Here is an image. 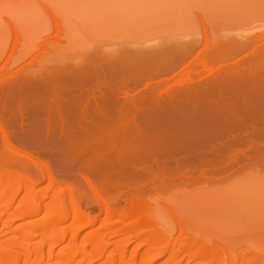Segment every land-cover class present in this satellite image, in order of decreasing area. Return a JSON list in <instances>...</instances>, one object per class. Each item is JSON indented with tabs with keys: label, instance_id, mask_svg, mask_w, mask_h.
Here are the masks:
<instances>
[{
	"label": "bare ground",
	"instance_id": "1",
	"mask_svg": "<svg viewBox=\"0 0 264 264\" xmlns=\"http://www.w3.org/2000/svg\"><path fill=\"white\" fill-rule=\"evenodd\" d=\"M251 32H247L248 34L246 33L244 36L240 34V38L229 37L223 39L224 37H220L223 40H217L218 38H216L217 41H214L208 39L203 31V33L201 32L195 38H188L187 40L183 38L181 41L179 39V41L172 39L170 43L163 46H159L160 44L158 43V46H151V44V47H145V49L143 46L141 50H139V46L137 48L135 46H129L130 48L127 46V48L125 46V49L123 47L119 49V47L113 50H92V55H88L83 61L73 65L74 67L72 68L78 75L75 77L76 79L74 78L75 82L73 79V83H70L72 81L71 77L66 79L68 83L66 81L65 85L74 84L71 87V89H75L74 92L72 91V94H70L71 89L64 86L65 81L62 80V84L61 80H58L62 77L61 75H58L60 77L56 78L57 80L53 78L59 86L54 80H51V83L55 82L54 85H56L57 89L61 86L65 87L64 89L61 87L60 91H56L57 93L55 91H53L54 94L51 92L53 95L51 94L49 105H45V107H49L48 109H50V106L54 104L53 109H51L52 112L46 108L47 115L46 112L43 113V118L39 115L42 113V110H39L35 106L34 108L29 106L32 112L34 109V114H31L32 117L27 119L28 122L26 121V124H42V127H46L45 131L47 130L48 135L52 133L58 136V138H56V135V137L52 136L51 140L64 138L62 139L64 142L67 139L73 141L71 143L67 141L64 146V142L62 143L60 139L59 141L62 143V145L60 143L61 148L57 151L54 148V152L48 150L51 153H41L44 149L39 150L42 155H46L45 153H47L46 156L49 154L51 158L54 156L57 164L59 163L58 166H65L62 169L68 167L67 172L71 174L78 172L82 176L83 184L81 183V185H84L86 190L89 189L90 192V196L86 194L85 198L90 199L89 201L92 204L96 202L95 204L99 207V211L93 219L89 218L88 213H86L88 211L84 212L82 207H80L79 199L76 197L78 194L74 193L72 184L68 185L69 183H62L63 181L56 180V172L54 171L55 168L53 169L54 166H51L52 164L48 165L46 164L47 162L44 163L43 160L41 161V159L33 157L34 154L31 153L34 152L26 153L24 149L22 151L16 146L20 142L19 140L23 138L27 139L30 133L32 137H29L32 139L39 132H29L32 130H29L28 127L27 129H23L26 128L22 126L23 120H26L23 119L24 116L22 119L19 118V120L21 119L19 121V132L16 126V128H9L7 130V119L12 118V113H8L6 116L3 114V111L2 113L0 111V135L3 145H5L2 148L4 149V153H1L2 150L0 151V156H4V158L0 157V194L4 193L0 196V208L2 207L5 211L3 212V209H1L0 215L2 212L5 215L7 214L6 218H4L5 220L2 219V223L6 224L7 222L6 225L10 227L9 224L14 220H18L24 215H31L30 211L27 212L28 209L26 211L24 209L28 206L24 205L32 203L35 196L37 197L40 194L39 198L43 193L47 194L49 190L55 188L53 191H56V193H53V200L58 201L55 203L58 206L53 205L49 207L50 205H48L47 207L46 205L48 209L46 208L47 210H45L44 208V212L48 210L49 212L46 213L47 215L44 214L43 218H45L39 222L36 219L37 225H33L35 222H31L35 227H41L40 225L43 224L40 222H45L49 226V231H46L47 234L44 231L46 228H44L43 233L41 230L38 231L35 228L41 234L40 236L46 234L48 235L47 237L52 238L56 230V237H53V239L55 238L56 242L64 241L63 239H66V234L69 233L67 232L68 229L65 230V227H61L63 229L58 228L57 230L56 226L53 227L51 223L54 219L56 220L54 222H60V220L63 222L67 219V214L72 212L70 219L73 223L78 224L77 226H73L77 229L72 227L73 230H76L72 231V233L70 232L73 236L71 239H75L74 236L79 233L81 228L93 225L98 221V218L100 220V216L102 215L103 220L99 229L97 232L95 231V236L92 233L91 236L93 237L90 239H95L97 242L98 239H102L103 237H118L120 242L117 240L118 243L116 241V244H118L117 249L120 253L117 252L120 254L118 257H121L123 249H126L125 246H127L130 240L134 239L135 242H138L135 249L137 250L139 246L143 247L145 244L149 246L153 243L154 245V242L158 238L157 236L152 238L150 235L155 223L151 222L150 219L144 218L146 215L144 208L149 206L147 198L152 196L154 190L156 192L157 189H160V191H157L162 192L161 189L164 187V190L169 191L168 186L173 188L176 184L178 187V182L180 181L177 182V180L179 178H181L182 182L181 184L179 183L180 185L184 181L191 183L200 177L205 178L204 171H207V174L211 176L215 173L222 174L235 166L238 168L243 165L247 167L251 163L249 160L264 165V31ZM174 38L176 39V37ZM185 71L187 74L184 75ZM161 74L164 75L160 76ZM165 75H167V78L163 79L164 81L162 79L157 80V77L159 79ZM70 76H72V73ZM5 79L9 81L11 77H6ZM5 79L4 81H7ZM9 82L15 83L17 81ZM84 83L89 84L88 87H85L89 88L88 90L90 91L92 90L90 93H84V89L82 88ZM77 85L82 88L83 93L80 92V88ZM91 86L95 89H92ZM55 87L51 89L54 90L56 89ZM67 88L71 96L68 94V100L58 102L59 100L62 101L63 97H67ZM77 88H79L78 91ZM141 88L146 90L142 91L143 89ZM140 89L141 92H138ZM60 92L63 96L60 95ZM50 101H53V103H50ZM17 111L20 110L17 109ZM48 112H50L49 115ZM17 114H13V117L16 119L23 113H20V116ZM2 115L8 118L6 119ZM40 117L42 119L46 118V124H43L44 120L40 119ZM15 118L12 120H15ZM21 127L24 131L27 130L25 132L26 134L28 133V136L26 134L22 135L24 131L20 133ZM10 129L11 131L14 130V132L11 133ZM45 131L39 133L40 136L42 135L41 138L44 135L47 136ZM78 137L108 139L114 141V145L108 146L106 144V146L103 144L101 146L103 147L102 149L91 151L87 148L85 150L86 147L82 148L80 145H77L78 143H75ZM46 138L49 139L48 136L44 139L47 140ZM70 138H75V140ZM15 141L18 142L16 143ZM72 143L80 147L75 148L74 146L72 148ZM28 145L32 147L31 144ZM5 149H7V153ZM35 150L37 151V149ZM18 155L21 157L18 158ZM37 156H39V153ZM25 157L26 160H24ZM21 160L23 162L26 161V163L21 162ZM27 160L33 163L30 162L28 166ZM242 161H245V164L244 162L241 163ZM254 165L257 166V164ZM58 166L56 167L58 168ZM32 168L40 176H33V174H37L34 173L35 171ZM62 172L64 171L62 170ZM199 174L200 176H197ZM38 177L39 180L37 182L39 184L43 181H48L46 183L47 188H44L43 192L41 191L43 188L41 190L33 188L37 183L35 180ZM174 181L177 183L174 184ZM15 186L17 187L15 188ZM18 193H21V196L19 195L20 201L19 203L16 201L14 203L17 195H15L16 197L13 196ZM62 193L64 195H61ZM135 199H138V201L134 202ZM27 201L30 202L26 203ZM120 202L124 204L121 206L120 204L122 203ZM21 204L24 211L21 213L16 211L15 213L16 206H18V209H22L19 207ZM33 211L35 212V210ZM65 214L66 216L64 217ZM27 223L29 224L30 222ZM46 224L43 227H47ZM21 225L19 226L21 229H16L17 231L18 229L21 230L19 232L15 231L16 233L13 232L12 234V231L10 232L9 230L12 236L8 235L6 239H15L16 241V238H25V236L30 238L31 235L34 236L38 233L33 231L32 226L26 227L28 230H23ZM51 226L55 230L53 229L52 231ZM72 228L69 230L71 231ZM49 232H52L50 236ZM38 235H35V237H38ZM87 239L89 241V236ZM183 241L182 244L185 243ZM84 242L87 243V241ZM91 242L90 244H92ZM14 243L17 247L20 245V243L18 245L16 242ZM97 243L99 244L100 242ZM165 244L164 242L163 246ZM169 244L172 245V243ZM185 244H189V242ZM74 245L78 246L77 243ZM99 245H97L96 250L94 248L96 245H94L90 248L91 252L86 253V250H82L85 253L79 252L78 254L75 253L78 247L73 246L74 249L70 252L71 249L69 248L72 247L69 244V247H66V249L68 248L67 251L63 252L64 250L62 251L61 249V252L59 251L58 254L60 253L61 256L70 258L71 260L74 258L76 261L74 264H88L102 256L103 250L107 249L108 243L103 245V248L101 246L100 248ZM80 246L83 247L84 244ZM20 248L22 249V247ZM92 249L95 252H92ZM181 249H177L178 252ZM155 250L148 249L146 252L148 255L145 254L146 250L144 251L143 255L145 254L148 264L152 259L151 256L159 252ZM4 251L3 248H0V264H13L17 262L18 257L16 254L18 251H16V254L13 251V255L16 257L12 263H10L11 261L7 257V259H4L5 256L2 257ZM148 251L152 254L148 253ZM24 252L26 253V250ZM212 253L214 254L211 249ZM213 254L210 257L216 260L218 255L215 256ZM252 254L246 258L247 261L244 259L243 261L250 264L251 260H255L256 263L259 261V264L264 261L262 257L261 261L259 257L256 260V256L253 254L254 257ZM207 255L209 254L207 253ZM14 256L12 257L14 258ZM112 262L107 264H113ZM143 262L142 264H144ZM246 262L241 261L242 264ZM252 263L255 262L252 261Z\"/></svg>",
	"mask_w": 264,
	"mask_h": 264
},
{
	"label": "rangeland",
	"instance_id": "2",
	"mask_svg": "<svg viewBox=\"0 0 264 264\" xmlns=\"http://www.w3.org/2000/svg\"><path fill=\"white\" fill-rule=\"evenodd\" d=\"M203 31L208 39L214 41L216 38H218L217 40H223L229 37L237 38L240 34L242 36L246 35L247 32L252 31L251 33H253L264 31V0H0V111L1 113L3 111V114L6 116L8 113H12V118L10 117L11 119H7L8 117L2 115V117H5L8 120V125L6 124L7 127H5L9 130V128L13 129L16 126L18 131L20 125L19 121L24 116L23 119L26 120H23V124L25 125L21 124L26 128L23 129H27L28 127L29 130H32L29 132L39 133L45 131L46 127H42V124L31 125L32 123H28L29 126L25 123L28 118L32 117L31 114H34V109L32 112L31 108H34L35 106L39 110H42V113L39 115L44 118L43 113L46 112L47 115L45 109L49 108L45 107V105H49V97L54 94L53 91L56 92L61 87L63 88V86L58 89L55 87V79L60 77L58 75H61L63 78L61 77L58 80H61L62 84V80L65 81L64 86L71 89L74 84H65L67 81L66 79L71 77L72 81H70V83H73V79L78 76L72 68L74 67L73 65L83 61L88 55H92L94 50H113L114 48L119 47V49H122V47L125 49L127 46H135L136 48L139 46L140 49H138L141 50L143 46V48H145L149 47L151 44V46H158V44H160L159 46H163L170 43L172 39L174 41H181L183 38L184 40L195 38L197 35H200L201 32L203 33ZM174 37H176V39ZM220 37L224 38L222 39ZM71 73L72 76H70ZM185 74H187L186 71L184 72V75ZM163 75L164 74H161L160 76ZM165 76L162 78L160 77L159 79L157 77V80H165L167 75ZM6 77H11V80L9 81L15 80L17 82H13V84L9 82L8 79H5ZM4 79L7 81H4ZM51 80H54L55 82L53 81L52 84ZM86 84L84 83L82 85L84 93H90L92 90H88L89 88L87 89L85 86L88 87L89 84ZM77 86L79 87V85ZM52 87H55L56 89L53 90L51 89ZM68 88L66 91L67 97H63V100H59L58 102L68 100L69 95L75 90L72 88L73 90L71 89L70 92L68 91ZM79 88L80 92L83 93V90H81L82 88ZM79 88H77V91ZM91 88L95 89L93 86H91ZM141 89L140 91L138 90V92H141ZM144 90L146 89H143L142 91ZM51 92H53V94ZM68 92H70V94ZM60 95L63 96L61 92ZM50 100L52 99L50 98ZM51 102L53 103V101H50V103ZM53 105L54 104L51 105L52 108L50 106L48 111L53 109ZM17 109L20 111H17ZM22 110L24 111L22 112ZM19 112L25 115L22 114L20 116ZM13 114H17L20 117L16 119L13 117ZM49 114L50 112H48V115ZM41 117L40 119H42ZM14 118L15 120H12ZM19 118L21 119L19 120ZM45 119H42L44 120L43 124L46 122ZM9 120L12 121L10 122ZM15 121L17 122L15 123ZM9 123L11 124L10 126L13 127H10ZM20 129H22V127ZM23 129L20 133L24 131ZM25 131L24 133L22 132V135L26 134ZM12 132H14V130L11 131V133ZM45 132L47 134V130ZM39 133L35 134V137L33 136L34 138L32 139L30 138L32 137L30 136L31 133L29 135L30 137L27 133V139H18L20 144L17 143L18 141H15L17 143H15L16 146L22 151L24 149V152L26 153L34 152L31 153L34 154L33 157H37L36 159L39 158L41 161L43 160L44 163L47 162L46 164L48 165L52 164L51 166H54L53 169L55 168L54 171L57 176H55V178H57L56 180L63 181L62 183H69L68 185L72 184V187H74L72 188L74 193L76 195L78 194V196H75L79 199L80 207H82L84 212L88 211L86 213H88L89 218L93 219V217L97 215L99 207L95 204L96 202L92 204V202L89 201L90 199L85 198L86 194L90 196V192L89 189L86 190L84 185H81V183L83 184L82 176H80L78 172H75L74 174H76V178L73 173L71 174L67 172L68 167L62 169V167L65 166H58L59 163L57 164V160L55 161L53 155L52 158L50 157V154L46 156L49 151L54 152L61 148L60 146L64 142L62 139L64 138H59L62 143L57 139L51 140L50 138L56 135L51 133V136L47 134L49 139L46 138L47 140H45L44 138L47 136L44 135L45 137L43 136V138H41L42 135L40 136ZM56 138H58V136ZM75 138L70 139L75 140ZM82 138L83 137H78L75 143H78L77 145H80L82 148L86 147L85 150H87V148L91 151L102 149L103 147L101 146L103 144H107L108 146L114 145V141L108 139L102 140L100 138H93V140L92 138L88 139L85 137L86 140L85 138ZM67 141L69 140L67 139ZM67 141L63 143L64 146ZM71 142L73 141L70 140L68 143ZM25 143L31 144L32 147H29V145H26ZM34 143L38 145H35ZM71 145L73 146L72 148H74V146L75 148L80 147L75 144L73 145V143ZM4 146L5 145H3L1 140L0 151L4 150L2 149ZM54 148L55 150H53ZM35 149H37V151ZM39 149L47 151L42 150L41 152ZM6 150L7 149H5V151ZM2 151L1 153H4V151ZM40 152L47 153H45L46 155H42ZM36 153L37 155L39 153V156H37ZM0 157L4 158L2 155ZM19 157L21 156L18 155V158ZM24 160H26V157ZM245 161H242L241 163L244 162L245 164ZM21 162H23V160H21ZM30 162L32 161H28V166ZM249 162L251 163H249L247 167L244 165L240 168L235 166L226 170L228 172L225 171L222 174H213L215 175L214 177L213 175H211L212 177L209 176L207 171H204V175L207 177H200L193 180L191 183L189 181H184L183 184L180 185L182 182L181 178H179L180 180H177V182L180 181L178 182V187L176 184L177 182L174 181V184L176 185H172L173 188L168 186L169 188H167L169 191H166V189L164 190L163 187L161 189L162 192H158L160 189H157L158 191L156 190L157 193L155 190L153 193L150 192L152 193V196L147 198L149 206L144 208V213L146 214L144 218L150 219L151 222L155 223L156 226L153 224L154 227L151 230L150 235L152 238L157 236L160 238V241L158 238L157 240L155 238L157 242L155 241L154 245L151 243V245L148 244L149 246L146 244L143 245V247L139 246L141 248L138 247L139 249L137 248V251L135 249L138 242H135V240L132 239V241L130 240L127 246H125L126 249H123L121 257H118L120 252L117 249L118 244H116V241L120 240L118 237H103L102 239H98L97 242H100V245L95 239H90L93 237L91 236L92 233L95 236V233L99 229L101 221L103 220L102 215L100 216V220L98 218V221L93 225L81 228L79 233L74 236L75 239H71V237H73L71 233L77 229L73 226H77L78 224L71 221L70 217L72 212H69L70 214H67L68 216H66V214L64 215L67 219L63 222L60 220V222L57 221V223L54 222L55 219H52L53 221L51 224H53V227L56 226L57 230L58 228L63 229L61 227H65V230L68 229L67 232L69 233L66 234V239H63L64 241L61 242H56L57 240L55 238L53 239V237H56V230L52 226V228L50 227L52 231L53 229L55 230V235H52V238H49L47 237L48 235H46V231H49V226H47L45 222L44 223L47 227H43V225H45L43 222H40L43 225L38 223L43 228L33 226L34 224L37 225L36 219L39 222L44 219L45 217L43 218V216L47 215L46 213L49 212V210L44 212V208L47 210L48 205H50L49 207L53 205L58 206L55 204L58 201L53 200V193H56V191H53L55 188L49 190V193L47 192V194L43 193V197L41 196L38 198L40 194L37 197L35 196V199L33 200L34 202L30 200L32 203H28L30 201H27L26 203L28 204H23L24 206H28L24 209L25 211L28 209L27 212L30 211L31 215H24V213L22 218L18 220L16 219L10 223V227L6 225L7 222L6 224L2 223V219L6 218L5 216L7 214L5 215V213H3L5 210L1 207L0 210L3 209V212L1 211L2 214L0 215V248L5 250L2 257L5 256L4 259L8 258L9 261H11L10 263H12L17 256V262H14L13 264H74L76 263L74 258L72 261L70 258L61 256L58 252H61V249L62 251L64 250L63 252L67 251L68 248L66 249V247H69V244L70 247H72L69 248L71 249L70 252H72V249L76 246L74 244L77 243L78 246H76V248L78 247V251L75 250V252L73 250V252L78 254L80 252L83 254L85 252L82 250H86V253L91 252L90 248L94 245H96L94 246L96 250V247H98L97 245L103 248V245L108 243V246L106 247L107 249L103 250L102 256L88 264H107L112 262L113 259V264H142L143 261V263L146 264L148 261L145 254H147L146 252L148 249L150 250V248L156 249L159 252L155 253L156 250L154 251L155 255L151 256L152 259L149 264H242L241 261L246 262V258L252 253L256 256L255 257L252 254L256 260L258 257L260 258V261L262 259L264 260V165L262 163H255L253 160H249ZM23 163H26V161ZM254 164H257V166ZM56 166H58V168ZM33 168L32 170L36 169ZM36 170H34V173L37 174ZM62 170L64 172H62ZM232 170L233 172H231ZM33 176L37 177L40 176V174H33ZM33 176L31 175L32 179ZM197 176H200V174ZM36 179L37 180H34L37 182L39 177ZM47 182L48 181H43L40 184L37 182V185L35 184L33 188L35 187V190H41L43 188V190H41L43 192L44 188H47ZM76 182L78 183L76 184ZM78 184L81 186L79 187ZM16 187L17 186H15V188ZM3 194L4 193L0 194V196ZM20 194L21 193L14 194L13 197H16L15 195H17L14 199V203H19ZM61 195L64 194L62 193ZM89 196L87 197L89 198ZM84 200H87L86 203ZM136 201H138V199H135L134 202ZM120 203H122L120 204L121 206L124 204L123 202ZM17 207L18 206L15 207V213L16 211L20 213L24 211L22 204L19 206L22 209H18ZM36 209L38 210V213ZM33 210H35V212ZM27 222L30 223L28 224ZM31 222L35 223L32 225ZM20 225L23 230H28L26 227L28 228L32 226L34 229L33 231L36 233L39 230H41L42 233L45 231L46 236L44 235V237L42 235V237L38 232V237H35V235H37L35 234L34 236L31 235L33 237L30 236V238L25 236V238H16V241L15 239L9 240V238L7 240V236H10L11 233L13 234V232L17 231L16 229L20 228ZM72 227L76 229L73 230ZM35 228L38 231H36ZM44 228H46V230H44ZM70 228H72L71 231L69 230ZM9 230L12 232L10 233ZM19 231L21 230L18 229L17 232ZM49 233L50 236L52 232ZM180 234L182 237H180ZM88 236L89 241L87 239ZM83 240L87 241V243ZM183 240L185 243L189 242V244H182ZM14 242H16L17 245L20 243L19 246L22 247V249L19 246L17 247ZM90 242L92 244H90ZM164 242L166 244L163 246ZM169 243H172V245ZM176 243L178 244L176 245ZM81 244H84V246L81 247ZM151 246H154V248ZM177 249H181V253L178 252ZM207 249H209L210 252ZM211 249L212 252H214V254L212 253L213 255H218L216 260H213L210 257L212 255ZM25 250L26 253L24 252ZM93 250L94 249H92V252H95ZM162 250L165 251L162 252ZM13 251L15 254L16 251H18V255L16 254V256H14ZM144 251L145 254L143 255ZM149 252L150 251H148V253ZM207 253L209 255H207ZM150 254L152 253L150 252ZM12 256H14V258ZM114 256L115 258H113ZM243 259L246 261H243ZM252 261L255 263H252ZM258 262L256 263L255 260H251V264H259ZM262 262L261 263L264 264V261ZM246 263L250 264L249 262Z\"/></svg>",
	"mask_w": 264,
	"mask_h": 264
}]
</instances>
